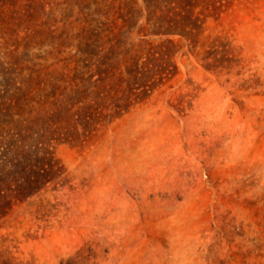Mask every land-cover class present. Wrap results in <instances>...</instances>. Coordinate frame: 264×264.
<instances>
[{
    "label": "rangeland",
    "instance_id": "obj_1",
    "mask_svg": "<svg viewBox=\"0 0 264 264\" xmlns=\"http://www.w3.org/2000/svg\"><path fill=\"white\" fill-rule=\"evenodd\" d=\"M150 5L201 26L158 33L147 0H0V89L34 96L65 169L0 218V264H264V0ZM101 77L120 107L78 133L54 117Z\"/></svg>",
    "mask_w": 264,
    "mask_h": 264
},
{
    "label": "trees",
    "instance_id": "obj_2",
    "mask_svg": "<svg viewBox=\"0 0 264 264\" xmlns=\"http://www.w3.org/2000/svg\"><path fill=\"white\" fill-rule=\"evenodd\" d=\"M152 1L147 0L148 11L150 17L155 18L154 27L158 33H176L201 26L197 23L191 25L185 21L170 19L167 9L152 7L150 5ZM134 71L131 79L133 83L146 79L143 86L147 88L152 86L147 79L150 77L149 71L142 68ZM101 72L105 71L101 70ZM100 80L102 89H94L93 87L98 86V83L88 79L81 88L77 87L75 94L60 99L54 117L60 120L69 116L78 133L79 124L88 129L100 122L101 114L108 115L105 110L110 108L112 102L115 103L113 106L120 107L119 102L123 97L112 94L113 91L105 87L103 83L105 77H101ZM119 80L123 81L122 76ZM133 83L128 82V88H131ZM147 91H144V96L148 94ZM33 98L29 90L22 86L10 84L3 90L0 89V218L8 215L16 205L46 189L65 171L60 159L49 147L45 134L41 132L43 127H37L38 118H33L31 114L29 117L27 115V112H32L34 108L30 104ZM89 98L93 101L88 102ZM110 99L112 101L108 102ZM76 106L80 107L76 108ZM101 106L104 107L103 110L99 109ZM93 108L98 111H92Z\"/></svg>",
    "mask_w": 264,
    "mask_h": 264
}]
</instances>
